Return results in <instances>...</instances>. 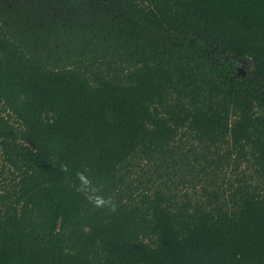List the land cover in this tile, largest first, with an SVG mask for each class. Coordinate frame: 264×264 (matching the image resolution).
<instances>
[{"label":"trees","instance_id":"16d2710c","mask_svg":"<svg viewBox=\"0 0 264 264\" xmlns=\"http://www.w3.org/2000/svg\"><path fill=\"white\" fill-rule=\"evenodd\" d=\"M0 264H264V0H0Z\"/></svg>","mask_w":264,"mask_h":264},{"label":"rangeland","instance_id":"374dc122","mask_svg":"<svg viewBox=\"0 0 264 264\" xmlns=\"http://www.w3.org/2000/svg\"><path fill=\"white\" fill-rule=\"evenodd\" d=\"M236 63L240 68H243L246 70L248 69V74L252 76V74H251L252 65H251L250 59H248L246 57H240L239 56L236 58ZM236 173H238V170L234 171V175ZM228 174L231 175L232 173L229 172ZM240 176H241V173L237 175V177H240ZM132 177H133V174H132ZM232 177H233V175H232ZM217 182L220 183L221 181L219 180ZM196 188L197 187L191 188V187H187L186 185H181V186L179 185L178 187L175 188V191L177 192V196H181L184 192H188L189 194L192 195V193H194V191L198 190V188L197 189Z\"/></svg>","mask_w":264,"mask_h":264},{"label":"flooded vegetation","instance_id":"af4514ba","mask_svg":"<svg viewBox=\"0 0 264 264\" xmlns=\"http://www.w3.org/2000/svg\"><path fill=\"white\" fill-rule=\"evenodd\" d=\"M238 69H239V71H241V68L238 67Z\"/></svg>","mask_w":264,"mask_h":264}]
</instances>
